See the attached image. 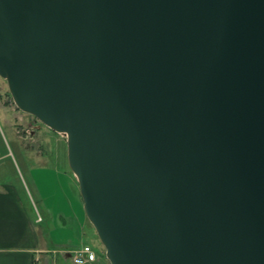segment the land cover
Listing matches in <instances>:
<instances>
[{"label": "water", "instance_id": "obj_1", "mask_svg": "<svg viewBox=\"0 0 264 264\" xmlns=\"http://www.w3.org/2000/svg\"><path fill=\"white\" fill-rule=\"evenodd\" d=\"M0 76L110 264H264V0H0Z\"/></svg>", "mask_w": 264, "mask_h": 264}, {"label": "rangeland", "instance_id": "obj_2", "mask_svg": "<svg viewBox=\"0 0 264 264\" xmlns=\"http://www.w3.org/2000/svg\"><path fill=\"white\" fill-rule=\"evenodd\" d=\"M27 117L30 116L16 106L6 80L0 76V184L15 187L34 216L42 217L36 226L49 246L63 249L85 243L101 261L109 263L91 223L84 227L81 240L72 241L52 217L51 212L57 205L64 207L61 205L65 200L71 210L79 202L78 182L68 164L65 136L43 124L31 134V120L27 122Z\"/></svg>", "mask_w": 264, "mask_h": 264}, {"label": "crops", "instance_id": "obj_3", "mask_svg": "<svg viewBox=\"0 0 264 264\" xmlns=\"http://www.w3.org/2000/svg\"><path fill=\"white\" fill-rule=\"evenodd\" d=\"M77 195L79 202L76 201L72 210L68 205L69 201L65 200L64 205H61L64 207L57 205L56 211L51 212L72 241L82 239L83 229L89 222L79 191ZM59 198L62 197L59 195ZM34 214L25 197L15 187L0 184V264H75L72 260L73 252L85 243L63 249L49 246L40 237L36 226L42 221V217L38 220V215ZM87 264L110 263L101 261L97 254L96 260Z\"/></svg>", "mask_w": 264, "mask_h": 264}, {"label": "built area", "instance_id": "obj_4", "mask_svg": "<svg viewBox=\"0 0 264 264\" xmlns=\"http://www.w3.org/2000/svg\"><path fill=\"white\" fill-rule=\"evenodd\" d=\"M40 220V216L37 217ZM96 252L89 245H83L73 252L72 260L75 264H87L96 260Z\"/></svg>", "mask_w": 264, "mask_h": 264}, {"label": "flooded vegetation", "instance_id": "obj_5", "mask_svg": "<svg viewBox=\"0 0 264 264\" xmlns=\"http://www.w3.org/2000/svg\"><path fill=\"white\" fill-rule=\"evenodd\" d=\"M25 113V112H24ZM28 116H30V117H27L28 118V120H27V122L28 121H30L28 124V126L30 127V128H28V132L29 133H31V134H33L34 133V129L35 128H38V127H40V125L41 124H43L42 122H40L35 116H33V115H31V114H28V113H26ZM43 125H45V124H43ZM46 126V125H45ZM32 136V135H31Z\"/></svg>", "mask_w": 264, "mask_h": 264}]
</instances>
